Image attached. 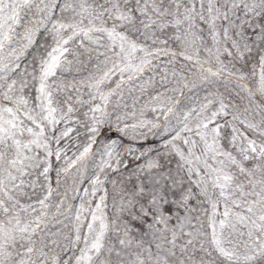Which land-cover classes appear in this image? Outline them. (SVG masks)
Masks as SVG:
<instances>
[{
    "label": "snow or ice",
    "instance_id": "snow-or-ice-1",
    "mask_svg": "<svg viewBox=\"0 0 264 264\" xmlns=\"http://www.w3.org/2000/svg\"><path fill=\"white\" fill-rule=\"evenodd\" d=\"M0 264H264V0H0Z\"/></svg>",
    "mask_w": 264,
    "mask_h": 264
}]
</instances>
